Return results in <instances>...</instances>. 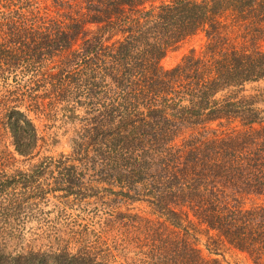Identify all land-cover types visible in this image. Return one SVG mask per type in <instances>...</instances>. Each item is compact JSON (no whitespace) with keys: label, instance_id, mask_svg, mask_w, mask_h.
Returning <instances> with one entry per match:
<instances>
[{"label":"trees","instance_id":"obj_1","mask_svg":"<svg viewBox=\"0 0 264 264\" xmlns=\"http://www.w3.org/2000/svg\"><path fill=\"white\" fill-rule=\"evenodd\" d=\"M197 37L199 49L162 65ZM3 63L32 75L16 102L62 104L86 125L73 152L53 163L66 197H99L80 183L85 166L101 192L118 187L115 200L157 215L110 209L106 227L118 215L145 236L120 235L119 246L135 244L154 264H221L195 244L198 233H215L213 245L264 264V90L244 94L264 81V0H0ZM3 120L17 152L31 156L32 119L13 106ZM85 234L74 254L32 253L12 264H110L95 259Z\"/></svg>","mask_w":264,"mask_h":264},{"label":"rangeland","instance_id":"obj_2","mask_svg":"<svg viewBox=\"0 0 264 264\" xmlns=\"http://www.w3.org/2000/svg\"><path fill=\"white\" fill-rule=\"evenodd\" d=\"M202 43L201 37L190 40L170 53L162 65L165 68L176 66L191 49H199ZM3 64L0 66V264H12L13 260L24 259L32 253H40L46 258L61 251L74 254L77 251L74 239L80 231L86 233L84 237L88 246L94 249L92 253L98 261L154 264L151 259H142L135 244H117L119 237L123 240L121 236L145 238L143 231L136 230L135 234L129 228L130 223L118 215L140 211L149 221L157 219V215L144 203L128 204L121 199L115 200L120 191L118 187L109 186V192H101L99 187L104 185L94 183L96 175L85 166L78 170V177H82L80 183L84 188L94 186L99 197L90 199L87 204H80L74 196L66 197V186L62 184L65 173L53 163L73 152L86 125L83 121L68 118L71 115L62 109V104L34 110L28 101L16 102L13 94L27 90L26 84L32 75L22 65ZM244 90L246 95L264 90V81L250 83ZM13 106L26 112L36 127L38 144L32 149L31 156L17 152L7 121L3 120L5 112ZM77 115L83 117L84 113L77 110ZM257 203H264V199ZM110 209H115L118 214L115 228L113 223L108 227L104 223L110 219L107 215ZM214 236L215 233L206 232L196 236L195 244L204 257L217 259L221 264H257L253 257L229 244L213 245L210 238Z\"/></svg>","mask_w":264,"mask_h":264}]
</instances>
